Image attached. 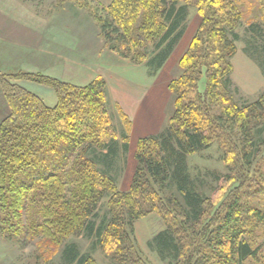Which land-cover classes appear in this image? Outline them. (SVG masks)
Here are the masks:
<instances>
[{
  "label": "trees",
  "instance_id": "16d2710c",
  "mask_svg": "<svg viewBox=\"0 0 264 264\" xmlns=\"http://www.w3.org/2000/svg\"><path fill=\"white\" fill-rule=\"evenodd\" d=\"M192 5L201 24L179 60L182 73L169 84L173 112L161 133L139 140L126 192L113 176L116 132L103 79L74 86L30 72L0 73L9 107L0 123L6 238L25 231L50 259L65 244L66 264H93L76 243H65L85 232L116 264H151L136 223L157 214L165 228L150 245L169 264H264V204L254 202L264 189V92L243 105L232 97L241 6L235 0H113L98 19L100 35L110 51L155 76L181 41ZM249 29L258 33V24ZM260 66L264 75V61ZM21 80L52 88L57 104L48 107L16 83ZM121 117L127 141L130 121ZM213 147L225 167L211 172L214 186L189 167L191 156Z\"/></svg>",
  "mask_w": 264,
  "mask_h": 264
},
{
  "label": "rangeland",
  "instance_id": "374dc122",
  "mask_svg": "<svg viewBox=\"0 0 264 264\" xmlns=\"http://www.w3.org/2000/svg\"><path fill=\"white\" fill-rule=\"evenodd\" d=\"M112 1L0 0V38L11 37L15 39L10 45H4L5 43L2 41L0 43V47H8L2 49V52H9L11 56L15 55L7 60L6 66H0V73L30 72L74 86H86L96 78H101L106 83L105 78L108 77V74L116 75L114 70H117L116 73L121 75L122 71L128 77L127 81H123L126 80L124 77L116 79L117 85L124 86L121 87L123 90L127 85L125 82L128 85L136 86L133 83L140 81L152 85L151 93L154 90L165 93L164 86L166 83L169 85L173 79L182 73L178 66L179 60L201 24L197 7L190 6L186 30L175 48L174 57L167 67L157 73L159 76L154 79L153 83V79H151L152 81H149L148 78L147 81L144 79L146 74L141 68L142 66L133 64L110 51L104 43L100 35L98 19L104 15V9ZM235 1L241 6L244 19L236 30L240 39L236 42L237 52L232 59L234 67L232 97L238 104L243 105L255 102L264 92V75L260 66V62L264 61V0ZM253 23L258 24V33L250 31L249 26ZM106 53L109 54V59L104 56ZM115 55L125 61L116 60ZM4 59L1 58V60ZM147 72L149 74L148 70ZM16 83L39 96L48 107L57 104V95L52 88L25 80ZM159 87L163 90H160ZM135 88L141 89L140 87ZM150 97L151 94L148 98ZM4 108L7 113L2 120L9 115V107L0 91L1 113ZM169 110H173V106L168 108V112ZM107 111L111 122L114 125L115 122H119L120 129L126 131L121 112L126 116L128 115L127 112L120 107L118 111L115 109L116 112L113 113L117 117L115 119L110 114L111 112ZM153 112L155 113V110ZM170 113L172 114V111ZM127 118L130 121V126H132V118L129 116ZM167 123L168 121L165 123V128ZM114 130L116 132V128ZM130 166L132 167L129 168L128 176L132 175L134 169L132 163ZM189 167L193 175L199 176L213 186L215 182L211 172H225L221 153L217 147H213L202 154L191 156ZM128 178L123 179L124 189L130 181ZM107 201L108 198H104L99 207V216L95 219L98 223L106 213ZM254 202L264 204V189H258ZM2 227L0 221L1 264H66L63 255L65 244L60 252L50 259L35 241L26 239L28 234L25 231L18 236H13L12 239H8ZM16 228L14 226L11 230L15 232ZM164 228V222L157 214H151L136 223L137 242L151 264H169V261L163 260L150 245L153 237ZM94 241L95 239L87 237L86 233L82 232L69 237L65 243H76L80 254L88 255L91 258L89 261H93V264H116L100 248H93Z\"/></svg>",
  "mask_w": 264,
  "mask_h": 264
},
{
  "label": "crops",
  "instance_id": "0c3cea01",
  "mask_svg": "<svg viewBox=\"0 0 264 264\" xmlns=\"http://www.w3.org/2000/svg\"><path fill=\"white\" fill-rule=\"evenodd\" d=\"M184 36V35H183ZM183 38V37H182ZM15 39L14 38H0V43L1 41L3 43L9 44L13 42ZM8 48V47H0V66H6L7 60H10L11 54L9 52H2V49ZM174 52L168 59V61L165 63L161 71L167 67L169 62L172 60L174 57ZM15 54V52H14ZM107 54V53H106ZM104 54L106 58H110L109 54ZM116 56V55H115ZM116 60H123L122 58L116 56ZM1 58H5L4 60H1ZM125 61V60H123ZM141 68L144 69L146 77L144 79L147 81V78L149 81H152L154 83V79L159 76V74L155 76H150L147 72V68L143 65ZM147 69V70H146ZM114 70V73L116 75L111 76L108 74V77L106 79L107 83V110H109V113L112 114V116L116 119L113 115L115 113V109L118 111L119 107L127 112V116L132 118V126L130 129V132L128 134V139L127 141H124L123 136L125 134V130L120 129L119 122H112V125L114 128H116V154H115V161L117 163L116 169H115V174L113 176L117 180V186L118 189L122 192H126L130 189L131 183L133 176L136 171V159H135V154L137 150V145L140 140V138H145V137H150V136H155L158 135L162 130L165 129V123L169 120V115L171 114L170 112L173 110H169L168 108L170 106H173V96L169 90V85L166 83L164 86V90L166 91L165 93L162 91L154 90L152 93L150 92L151 89L153 88L151 84H146L138 81L137 83H133V85L136 86H131L128 85L127 82H125L126 87L123 90L121 87L124 86H119L116 84V79H119L121 77H124L127 81V78L121 71V75L119 73H116ZM160 71V72H161ZM149 83V82H148ZM146 85V86H145ZM148 85V86H147ZM135 87H140L141 89H137ZM25 88V87H24ZM148 88V89H147ZM160 90H163V88L159 87ZM28 89V88H27ZM125 91V92H124ZM151 97L148 98V96ZM149 94V95H148ZM168 102V104H167ZM56 105V104H55ZM54 105V106H55ZM52 106V107H54ZM119 106V107H118ZM167 108V112H166ZM155 110V113L153 112ZM1 111V110H0ZM6 109L4 108L3 112H0V122L2 118L6 115ZM168 125V123H167ZM127 142V148H125ZM102 154L107 155L108 151L104 150ZM130 163L133 164V173L132 175L128 176ZM123 164V166H121ZM130 180L127 184V187L124 189L123 187V179L127 178ZM1 264V260H0Z\"/></svg>",
  "mask_w": 264,
  "mask_h": 264
}]
</instances>
